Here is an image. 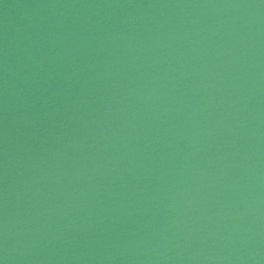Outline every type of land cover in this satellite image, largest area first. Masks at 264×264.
Here are the masks:
<instances>
[{
  "label": "water",
  "instance_id": "obj_1",
  "mask_svg": "<svg viewBox=\"0 0 264 264\" xmlns=\"http://www.w3.org/2000/svg\"><path fill=\"white\" fill-rule=\"evenodd\" d=\"M0 264H264V0H0Z\"/></svg>",
  "mask_w": 264,
  "mask_h": 264
}]
</instances>
